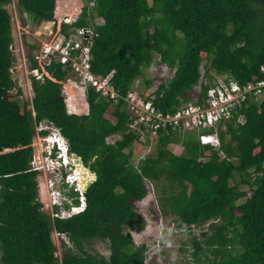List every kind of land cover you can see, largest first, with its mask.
I'll list each match as a JSON object with an SVG mask.
<instances>
[{
	"label": "trees",
	"instance_id": "trees-1",
	"mask_svg": "<svg viewBox=\"0 0 264 264\" xmlns=\"http://www.w3.org/2000/svg\"><path fill=\"white\" fill-rule=\"evenodd\" d=\"M7 1L0 0L1 264H144V245L134 244L125 228L142 224L134 201L147 193L144 177L158 182L163 175L180 186L169 194L179 222H208L201 240L193 236L192 253L204 254L202 264H264V97L247 100L218 129L224 155L202 144L193 131H160L154 155L141 160L139 172L130 162L135 136L127 130L122 101L113 104L88 86V112H67L61 84L46 77L34 81L32 108L21 103V87L9 70L15 56ZM18 2L34 23L54 18L56 0ZM93 2L88 14L84 5L76 24H87L96 14L104 18L92 24L91 69L99 75L112 72L122 94L140 78L143 87L155 85L157 105L174 110L193 98L199 83L202 96L216 76L239 81L264 76V0ZM33 47L29 57L36 65ZM160 64L170 76L145 72ZM47 69L58 79L67 73L55 57ZM239 113L243 122L237 121ZM43 121L59 128L70 150L95 174L85 190V208L54 220L41 210L37 171L30 165L35 127ZM47 132L40 130L42 135ZM116 132L122 138L107 143L106 137ZM171 142L182 143V151L169 150ZM72 202L77 203V197ZM53 229L60 232L59 260ZM92 238L108 242V256L85 247Z\"/></svg>",
	"mask_w": 264,
	"mask_h": 264
},
{
	"label": "built area",
	"instance_id": "built-area-1",
	"mask_svg": "<svg viewBox=\"0 0 264 264\" xmlns=\"http://www.w3.org/2000/svg\"><path fill=\"white\" fill-rule=\"evenodd\" d=\"M16 3L19 4L18 0H8L5 7L10 15L13 36L11 49L15 56L9 70L13 80L21 87L18 99H25L27 102H23L32 108L34 81L48 77L61 84L67 112L85 111L83 105L88 104V86H92L100 96L113 104L122 101L129 117L127 130L135 136L134 145L139 146L138 151L131 154L130 162L139 172L141 160L155 147L160 131H193L202 144H209L224 155L220 149L218 129L223 128L225 122L230 120L238 107L247 100H261L264 97V77L254 76L239 81L234 77L225 79L223 76H216L202 96L199 95V83L193 98L182 101L174 110H164L154 101L155 85L143 87L141 79L136 78L132 87L122 94L112 81V72L99 75L92 71L91 46L95 34L92 24L103 23L104 18L96 14L87 24H76L83 15L85 1L78 0L77 3L67 5L66 11L59 12V15L54 14L52 20H42L39 23H34L20 4L17 9ZM86 5L88 14L94 5L93 0L88 1ZM18 11H21V16ZM86 18L88 19V16ZM32 44V56L36 65H31L29 57V47ZM54 57L61 68L67 71L61 79L56 78L47 69V64ZM260 68L264 73V65ZM202 83L207 84L208 79L204 78ZM87 112L88 110L84 113ZM237 121H244L241 113L237 114ZM42 129H48V132L42 135ZM36 135L41 138V151L37 152L33 147L30 165L37 171L41 210L52 220L56 217L65 218L83 210L86 206L85 189L95 178L94 172L83 163L78 154L68 151L67 139L60 135L59 128L51 121L36 125L32 146ZM121 138V132L111 133L106 137V142L113 144ZM144 181L147 185L152 183L149 177H144ZM42 188L46 194L45 198L40 196ZM70 190L76 194L69 196ZM72 197H77L78 202H72ZM59 233L56 229L52 230V236L55 234L58 237Z\"/></svg>",
	"mask_w": 264,
	"mask_h": 264
},
{
	"label": "rangeland",
	"instance_id": "rangeland-1",
	"mask_svg": "<svg viewBox=\"0 0 264 264\" xmlns=\"http://www.w3.org/2000/svg\"><path fill=\"white\" fill-rule=\"evenodd\" d=\"M75 2L77 3L78 0H58V15L59 12L66 11L67 5L70 6ZM15 7L19 9V4L16 3ZM20 12L21 11H18V15L21 16ZM145 72L153 77H160L163 75H166L167 77L171 75L167 66L163 64L148 68ZM194 93L196 94V90ZM23 101L26 100L24 99ZM23 101H21V103H25ZM83 107H85V111L88 110V104L83 105ZM78 113H82V110ZM106 115L107 117L112 118L111 113L107 112ZM33 143L34 149L37 152H40L42 142L38 135L34 138ZM167 147L175 153H180L183 149L182 143L180 142L169 143ZM131 150L132 153L138 151V147L133 146ZM155 151L156 146L149 153V156L154 155ZM42 177L46 180L44 175H42ZM41 180L42 179L40 178V181ZM151 182L152 183L147 186L146 195L141 200L134 201L135 209L137 210L139 217L142 218L141 226L134 225L126 226L125 228V230L131 234L134 244L144 245V264H202L204 254L198 252L196 255H193L192 253L194 250L193 236H196L201 240L203 238L201 231L207 226L208 222H204L200 225L181 224L175 208L172 207L174 203L172 202V199H169L171 188H174L175 193L180 189L177 181H169L166 178V175H163L158 182H155L154 180H151ZM170 182L172 184H170ZM189 187L190 184H188L187 188ZM41 192L42 194L40 193V196L45 198L46 194L44 188H42ZM53 239L55 242V255L59 260L62 245L55 234H53ZM85 247L90 251H96L105 256H108L109 254L108 242L106 240L92 238L86 241ZM4 254L5 247L2 246L0 242V264Z\"/></svg>",
	"mask_w": 264,
	"mask_h": 264
},
{
	"label": "clouds",
	"instance_id": "clouds-1",
	"mask_svg": "<svg viewBox=\"0 0 264 264\" xmlns=\"http://www.w3.org/2000/svg\"><path fill=\"white\" fill-rule=\"evenodd\" d=\"M54 14H55V12H54ZM263 77H264V76H263ZM60 135H61L62 137H64V138H66L61 132H60ZM66 139H67V138H66ZM67 146H68V151H71V150H70V147H69L68 140H67ZM88 185H89V184H88ZM88 185H87V186H88ZM87 186H86V187H87ZM85 190H86V189H85ZM77 213H78V212H77Z\"/></svg>",
	"mask_w": 264,
	"mask_h": 264
},
{
	"label": "crops",
	"instance_id": "crops-1",
	"mask_svg": "<svg viewBox=\"0 0 264 264\" xmlns=\"http://www.w3.org/2000/svg\"><path fill=\"white\" fill-rule=\"evenodd\" d=\"M58 8H59V5L57 4V0H56V7H55V15H57V13H58Z\"/></svg>",
	"mask_w": 264,
	"mask_h": 264
},
{
	"label": "water",
	"instance_id": "water-1",
	"mask_svg": "<svg viewBox=\"0 0 264 264\" xmlns=\"http://www.w3.org/2000/svg\"><path fill=\"white\" fill-rule=\"evenodd\" d=\"M15 83H17L16 81H14Z\"/></svg>",
	"mask_w": 264,
	"mask_h": 264
},
{
	"label": "bare ground",
	"instance_id": "bare-ground-1",
	"mask_svg": "<svg viewBox=\"0 0 264 264\" xmlns=\"http://www.w3.org/2000/svg\"><path fill=\"white\" fill-rule=\"evenodd\" d=\"M57 3H58V0H57Z\"/></svg>",
	"mask_w": 264,
	"mask_h": 264
}]
</instances>
